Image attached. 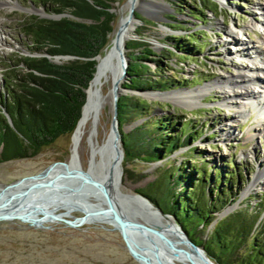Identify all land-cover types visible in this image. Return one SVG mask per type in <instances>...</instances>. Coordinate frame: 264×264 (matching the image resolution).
Returning a JSON list of instances; mask_svg holds the SVG:
<instances>
[{"label":"rangeland","instance_id":"374dc122","mask_svg":"<svg viewBox=\"0 0 264 264\" xmlns=\"http://www.w3.org/2000/svg\"><path fill=\"white\" fill-rule=\"evenodd\" d=\"M159 1L164 2V5L152 7L155 13L140 14L144 22H138L136 29L142 36L137 35L128 41L140 39L149 43L157 53H164V49L172 48L166 42L169 36L194 32L193 36L200 41V47L194 48L191 57L185 58V54L178 52V56L168 55L166 60H162L163 69H167L165 75L173 79L175 84L166 93L194 89L216 80L220 83L208 85L196 102L189 106L168 101L166 98L159 99L153 90H148L152 92L148 99L136 91H122V94L130 93L148 100L151 113L174 123L172 134H176V137H187L188 132L180 130L185 124L194 131L193 140L183 143L163 160L122 161V189L133 193L144 189L161 176L162 170L169 169L172 164L197 167L206 164L213 175L215 167L226 168L225 163L232 160L237 165L239 179L234 181V186L232 183L233 196L230 195V203L220 212H229L238 206H244L246 201L254 205L259 197H264V179L253 182L259 173H264V119L261 116L256 118L252 107H249L246 114L239 107L241 98H234L233 95H230V106H227L223 98H227L231 92L223 85V81L232 75L236 76L239 70L241 73L253 74L255 78L260 76L251 87H264V10L261 8L264 0H210L214 1V12L205 11L203 22L180 11L168 0ZM184 1L196 9L194 0ZM125 2L126 0H115L112 3L115 14L112 31L118 23L119 10ZM47 7L48 3H42V0H0V83L5 62L11 61L14 55L37 54L27 48L29 40L20 23L23 18L31 15L45 17L51 14L47 12ZM66 13L68 12L62 14ZM172 20L175 22L172 23ZM253 23L257 26H252ZM168 24L180 25L185 30H172ZM112 31L109 34V44ZM229 36L245 42L249 46L247 50L250 55L239 53L235 49L237 44L233 45L228 40ZM105 49L100 54L97 67ZM65 60L67 59L60 58L58 61L61 63ZM149 64L154 69L155 65L152 62ZM151 73H154L153 70ZM233 89L236 92L240 86H233ZM104 90L106 91L105 87ZM255 96L256 101H264V93L261 92L259 97L255 93ZM256 119L261 121L258 123ZM111 120L112 110L106 105L100 117L99 142L104 137V132L110 131ZM142 120L143 118L127 119L121 131H132ZM74 131L75 129L72 133L61 135L48 145L42 146L33 156L0 162V184L37 174L56 161L69 160L68 166H73ZM107 142L106 138L104 144L107 145ZM76 155L78 166L86 171L90 150L85 139L79 141ZM98 155H101V149ZM160 167L162 170H159ZM228 169L232 170L233 167ZM152 185L154 188L155 185ZM174 189L178 191L180 186L175 185ZM250 196L255 197L249 199ZM47 209L53 213H66L68 208L56 209L51 206ZM220 212L217 217L222 214ZM69 214L82 215L78 211H71ZM38 216L46 218L45 214ZM106 223L95 220L80 226H69L62 221H41L39 224L42 226H35L17 219L0 221V264H139L128 252L120 232ZM209 228L210 226L201 233L203 237Z\"/></svg>","mask_w":264,"mask_h":264},{"label":"trees","instance_id":"16d2710c","mask_svg":"<svg viewBox=\"0 0 264 264\" xmlns=\"http://www.w3.org/2000/svg\"><path fill=\"white\" fill-rule=\"evenodd\" d=\"M114 1L42 0V3H48L47 12H68L71 16L52 19L31 15L22 19L20 26L29 40L27 48L38 55H14L3 65L0 162L33 156L42 146L76 128L82 115L85 90L95 77V65L109 46V34L115 19ZM168 1L201 22L205 11L214 12V1L210 0H194L196 9L184 0ZM136 16L144 22L140 14L136 13ZM168 26L172 30H185L180 25ZM135 32L142 36L138 29ZM193 34L167 37L166 42L172 48L164 49V53H157L149 43L140 39L127 41L129 64L122 87L141 92L164 91L174 86L173 79L164 73L167 69H163L162 60L168 55L178 56V52L185 54V58L191 57L194 48L200 47L199 39ZM44 54L73 58L55 63ZM96 55H99L97 60ZM149 62L155 65L154 69ZM149 106L148 100L130 93L118 97L117 119L123 162L163 160L183 143L194 139V131L186 124L180 130L188 132L187 137H176L172 134L174 123L151 113ZM129 118L143 120L130 132L121 131ZM225 166L223 169L215 167L213 175L206 164L199 167L172 164L164 170L160 167L161 176L137 192L171 214L190 240L201 246L218 264H264V197H259L254 205L246 201L244 206L217 217L230 203L232 183L234 186V181L239 179L234 161L229 160ZM231 167L232 170L228 169ZM175 185L180 186L178 191L174 189ZM252 197L255 196L249 199ZM209 226L203 237L201 233Z\"/></svg>","mask_w":264,"mask_h":264},{"label":"water","instance_id":"95a60500","mask_svg":"<svg viewBox=\"0 0 264 264\" xmlns=\"http://www.w3.org/2000/svg\"><path fill=\"white\" fill-rule=\"evenodd\" d=\"M136 13L145 15L144 11L134 9L133 6L128 9V17L140 22L141 20L136 16ZM60 14L57 16L48 14L45 17L58 19L63 16H71L68 13ZM135 36H137L136 33L132 38ZM114 41L116 42V37ZM123 50L125 53L122 58L121 82L127 77L129 64V58L126 55V43L123 46ZM47 56L55 63H60V61L55 60L58 57L64 59L73 58L70 55ZM98 57L99 55H96L94 58L97 60ZM96 69L97 64L95 65V71ZM123 90L127 89L121 86L120 91L116 92L113 101L112 120L109 129H113L114 134L110 154L111 163L106 168L107 171L102 165L97 168V171H100L98 175H102L101 173L106 171L111 176L114 170L116 182L109 184V187L98 178L90 175L87 172L88 166L86 171H81L80 169L78 171L68 166L67 162L69 160L66 162H53L37 174L21 177L11 183L3 184L4 187L0 190V221L17 219L35 226H42L39 224L38 219L34 221V216H31L37 210L42 215H49L51 217L50 221H62L69 226H80L95 220H103L112 223L117 228L128 252L141 264H218L205 253L201 246L190 240L171 214L164 212L147 196L138 192H120L119 177L123 171L120 168V160L124 154L117 119V100ZM153 91L167 92L169 90ZM85 93L87 94V89ZM149 93L152 92L139 91L138 94L148 99L151 97ZM86 98L85 96L81 112ZM8 120L11 122L9 118ZM98 160H100L99 155ZM58 167H63V169L57 170ZM107 181L110 183V177H108ZM91 196H98L105 204V207H91L90 203L86 204L84 201H87ZM80 202L85 203L86 206ZM56 203H65L82 215L75 216L44 210L45 207ZM15 205L16 209L12 211L4 210ZM17 208H21V210L17 211ZM229 212L222 211L219 217Z\"/></svg>","mask_w":264,"mask_h":264},{"label":"bare ground","instance_id":"6f19581e","mask_svg":"<svg viewBox=\"0 0 264 264\" xmlns=\"http://www.w3.org/2000/svg\"><path fill=\"white\" fill-rule=\"evenodd\" d=\"M163 5L164 3L159 0H126V2L123 3V6L119 10L120 18L118 20V23L115 29L112 31L110 44L108 47H106L104 55H102L103 57L96 69V74L94 72L95 79H94L93 85L92 87H89L87 91V94H86V97L88 95L87 101L85 105L83 106V109L81 112L82 113L81 118L79 119V122L77 123L74 133L72 134V156H73L74 165L69 166V167L71 169L78 170V171L81 168L80 166H78L79 163L77 164L76 148L78 146L79 141L81 139H85L89 145V150H90V158L88 161L89 169L87 172L93 177H96L99 180H101L105 185L109 187L111 183L116 182V179L114 176V170L111 176L110 174H108V172L106 173L107 171L106 168L109 167V164L111 163L110 154H111V149L113 146L114 134H113V129H111L109 132L105 131L104 137L102 138L101 142H99L98 141V135H99L98 128L100 124V117H101L102 110L104 109V107L106 105H109L113 112L114 96L117 91H120L121 86H122L120 74H121V68H122V58H123V54L125 53L123 50V46L126 43V41L130 40L132 36L135 34V29L138 23L135 20L128 17V9L131 6H133L134 9L142 10L145 13L150 14V13L156 12L152 10V7L154 6L160 7ZM263 7L264 6L261 7L262 10H264ZM252 26L256 27L257 24L253 23ZM115 37H116V42L115 41L113 42ZM228 40L233 45L237 44L235 46V49L239 53L241 52L242 54L245 53L247 55H250L249 51L247 50L249 46L246 45L245 42H240L238 39L235 40L233 39V37H230V36ZM60 58L62 57L55 58V60L58 61L60 60ZM262 64H263V69H264V63ZM257 77L258 78H255L253 74L248 75L246 73H241V71L237 70L236 76L232 75L231 77L223 81V85L228 87L231 92L227 98H223V101H225L227 106H230L229 104L230 99H231L230 95H233L234 98L236 97L241 98V104L239 106L240 108H242L241 110L245 111V113L246 112L248 113L249 107H252V109L254 110L256 114V118H259L261 116L264 119V101H261L259 99L258 101H256L257 97L255 96V93L258 94V97L261 95V92L264 93L262 89L264 87H262L261 89H256L258 87H251V85H254L256 79H259L260 76L258 75ZM217 83H220V82L216 80V81L209 83L208 85L214 86V85H217ZM208 85L199 86L197 88L189 89L185 91L174 90L170 93L156 92L157 93L156 96L159 99L166 98L168 101H172L177 104L189 106L193 104L194 102H196V99L199 97L200 93ZM233 86L234 87L240 86V89H237L235 92L233 89ZM104 87L106 88V91L104 90ZM249 99L253 101H247ZM256 120L258 123L261 121L260 119H256ZM106 138L108 139L107 145L104 144V140H106ZM100 149H101V155H99L100 160H98L96 156L98 155V152L100 151ZM122 161H123V157L120 160L121 170H122ZM101 165L102 167H105L106 171L102 172L101 173L102 175H98L100 171H97L98 170L97 168L100 167ZM59 169H63V167H58L57 170ZM122 175H123V171L121 172V175L119 177L120 184H121L120 192L128 193L129 191H125L124 189H122ZM262 175H264L263 172L259 173L254 178L253 182L262 181L264 179V176ZM108 177H110V183H108L107 181ZM3 187L4 185L0 184V190ZM91 199H94V201L93 200L91 201ZM84 202L86 204L90 203L91 207H105V204L100 198H98V196H95L94 198H92L91 196V198H88L87 201H84ZM80 203H82V205H85V203L83 202H80ZM51 206L55 207L56 209L68 208L66 209L65 214H69V212L74 211V209H72L71 206H68L65 203H56V204L45 207L44 210L50 211L47 208ZM15 207L16 205L9 207L7 209H4V210L12 211L16 209ZM20 210L21 208H17V211H20ZM37 213L41 214L39 210L34 211L31 214V216H34V219H33L34 221L36 219H38L40 222L41 221H45V222L57 221V220L50 221L51 217L49 215H46V218H40ZM97 221L107 222L106 224H109L112 227H114L112 223L108 221H103V220H97ZM114 229L117 230V228L115 227ZM135 261L137 260L135 259ZM137 262L141 264L139 261ZM178 264H184V263H178Z\"/></svg>","mask_w":264,"mask_h":264}]
</instances>
